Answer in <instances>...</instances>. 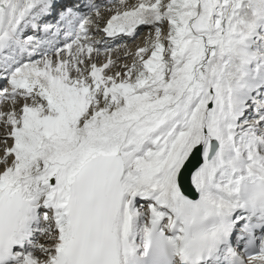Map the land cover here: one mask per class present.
Here are the masks:
<instances>
[{"label": "snow or ice", "instance_id": "snow-or-ice-1", "mask_svg": "<svg viewBox=\"0 0 264 264\" xmlns=\"http://www.w3.org/2000/svg\"><path fill=\"white\" fill-rule=\"evenodd\" d=\"M0 264H264V0H0Z\"/></svg>", "mask_w": 264, "mask_h": 264}]
</instances>
